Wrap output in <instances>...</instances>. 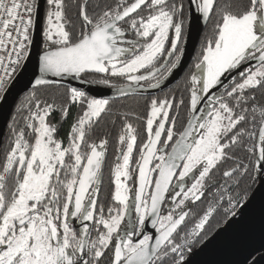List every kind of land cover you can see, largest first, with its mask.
Here are the masks:
<instances>
[{
	"label": "snow or ice",
	"instance_id": "snow-or-ice-1",
	"mask_svg": "<svg viewBox=\"0 0 264 264\" xmlns=\"http://www.w3.org/2000/svg\"><path fill=\"white\" fill-rule=\"evenodd\" d=\"M193 12L206 35L179 98L114 113L92 94L161 88ZM41 18L39 75L0 146V264H193L264 187V0H0V99ZM72 107L65 143L50 118ZM113 115L109 166L96 129Z\"/></svg>",
	"mask_w": 264,
	"mask_h": 264
},
{
	"label": "water",
	"instance_id": "water-1",
	"mask_svg": "<svg viewBox=\"0 0 264 264\" xmlns=\"http://www.w3.org/2000/svg\"><path fill=\"white\" fill-rule=\"evenodd\" d=\"M196 16L197 14L193 12L184 46V56L174 74L163 83L161 88L142 90L132 96L158 94L178 81L190 63L205 27V22L199 17V21L195 24ZM42 24L41 18L34 33L29 60L15 75L4 98L0 99V146H2L16 102L21 95L31 89V83L39 75L38 57L42 52ZM70 83L76 84L75 81ZM92 94L112 100L124 99L116 97L111 89L94 90ZM149 230L151 231L150 228ZM261 255H264V187L255 186L254 197L243 209V214L218 228L209 237L208 242L196 248L192 259L193 264H249L251 257L255 256L259 260ZM260 264H264V261H260Z\"/></svg>",
	"mask_w": 264,
	"mask_h": 264
},
{
	"label": "trees",
	"instance_id": "trees-1",
	"mask_svg": "<svg viewBox=\"0 0 264 264\" xmlns=\"http://www.w3.org/2000/svg\"><path fill=\"white\" fill-rule=\"evenodd\" d=\"M74 10L75 9L73 8V11ZM205 35H206V28L204 27L192 61L190 62V64L188 65L187 69L185 70V72L181 76V78L178 80V82L168 90L167 95H170L173 92H175L177 98H179V96L181 94L180 90L183 89L184 80L187 78V74L192 70V65L195 61V58H196L198 52H199L202 40H203ZM42 42H43V39H42ZM29 91H27L23 95H21L20 98L18 99V101L16 102L15 107H14L13 112H12L11 117H10L9 123H8V127L6 130L2 145L6 144L8 138H9V125L12 124V122H13V116L16 114V108L21 102H23L25 100V97L29 94ZM148 100H150V99H147L146 97H130V98H124V99H119V100H112L113 112L116 113V112H122V111H132V112L142 113L144 106ZM78 111H79L78 108L72 107L70 109V114H69L67 120H65L63 122H61V120H60L59 113H54L53 117L50 118V122L53 124H56L58 127V133H57L58 137L60 139H63L65 141V143L67 142L68 133L70 131L71 125L74 122V119H75ZM17 118H19V117H17ZM114 119H117V117L115 115L106 116L104 118V120L101 122L99 128L96 129V132L98 133V138H103L105 135H108V139H109L108 164L113 162L114 154H115V148H116V137H117L118 132L120 131V124H119L118 119H117V123H116L115 127H113L112 120H114ZM133 123L136 124L137 121L133 120ZM110 165L111 164H109V166ZM254 188H255V186H254ZM107 191H108V169L106 168V170H105V183L103 185V194L106 195ZM213 223L215 224V221H213ZM223 224L224 223H221L217 227L210 230L209 237L218 228H220Z\"/></svg>",
	"mask_w": 264,
	"mask_h": 264
},
{
	"label": "flooded vegetation",
	"instance_id": "flooded-vegetation-1",
	"mask_svg": "<svg viewBox=\"0 0 264 264\" xmlns=\"http://www.w3.org/2000/svg\"><path fill=\"white\" fill-rule=\"evenodd\" d=\"M198 17H199V16L197 15V16H196V19L194 20V21H195V24L197 23V21H199V18H198ZM42 26H43V24H42ZM188 27H189V25H188ZM187 33H188V30H187ZM200 36H201V35H200ZM199 39H200V37H199ZM198 42H199V40H198ZM184 46H185V45H184ZM197 46H198V43H197ZM197 46H196V49H197ZM42 49H43V42H42L41 51H42ZM196 49H195V51H196ZM195 51H194V53H195ZM193 57H194V55H193ZM193 57H192V59H193ZM192 59H191V61H192ZM191 61H190V62H191ZM189 64H190V63H189ZM189 64H188V65H189ZM187 67H188V66H187ZM186 69H187V68H186ZM186 69H185V70H186ZM184 72H185V71H184ZM183 74H184V73H183ZM183 74H182V75H183ZM182 75H181V76H182ZM180 78H181V77H180ZM180 78H179V79H180ZM179 79H178V80H179ZM177 82H178V81H177ZM177 82H175L172 86H174ZM172 86H170L169 88H167L166 90H164V91H162V92H160V93H158V94H154V95H151V96H146V95H144V96H131V97H146L147 99H151L152 97H156V96H158V97H161V98H162V97H164L165 95H167L168 90H169ZM128 98H130V97H128ZM109 164H112V163H109ZM109 164H108V165H109Z\"/></svg>",
	"mask_w": 264,
	"mask_h": 264
},
{
	"label": "built area",
	"instance_id": "built-area-1",
	"mask_svg": "<svg viewBox=\"0 0 264 264\" xmlns=\"http://www.w3.org/2000/svg\"><path fill=\"white\" fill-rule=\"evenodd\" d=\"M19 71V70H18ZM239 216V215H238Z\"/></svg>",
	"mask_w": 264,
	"mask_h": 264
}]
</instances>
